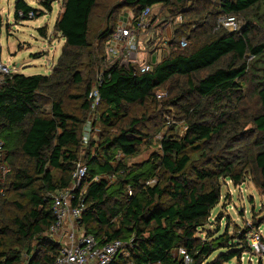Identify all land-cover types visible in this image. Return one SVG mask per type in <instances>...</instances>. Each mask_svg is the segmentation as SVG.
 Wrapping results in <instances>:
<instances>
[{
  "label": "trees",
  "instance_id": "trees-1",
  "mask_svg": "<svg viewBox=\"0 0 264 264\" xmlns=\"http://www.w3.org/2000/svg\"><path fill=\"white\" fill-rule=\"evenodd\" d=\"M53 1L41 0L40 5L51 11ZM62 1L53 28L64 43L50 73L13 70L0 84V135L10 167L0 202V264H52L59 245L45 235L55 219L50 194L68 186L78 161L86 165V179L103 176L84 194L79 227L99 245L115 238L127 244L125 253H117L110 264H225L233 257L241 264V254L250 251V227L237 228L233 235L207 231L203 237L202 232L212 223L221 185L242 182L247 151L258 170L256 185L264 191V32L261 38L250 37L248 19L252 13L264 24V0H216L213 23L190 24L187 34L186 8L181 5L188 0H121L122 9L132 10L134 17L145 6L159 4L163 17L181 15V21L172 27L168 55L143 73L105 65V44L116 24L99 31L96 73L102 71V76L96 111L102 109L103 129L97 139L92 134L86 147L81 144L82 128L96 74L81 94L68 93V87L83 82L81 54L90 45L89 22L97 0ZM30 12L35 18L45 13L25 0L15 1L16 19H30ZM222 14L243 16L246 24L239 32L214 29ZM203 27L210 33L197 45ZM38 31L44 34L42 27ZM181 36L187 39L185 47L179 45ZM209 68L205 76L190 79ZM174 77H186L185 87H180L185 90L162 104L183 114L186 129L181 135L164 134L160 152L128 165L126 158L138 153L147 135L135 117L118 125L127 116L125 106L155 100L154 91ZM245 79L253 85L260 106L249 121L250 129H244L247 120L242 121L238 111ZM64 96L80 99L84 113L65 110ZM46 102L48 112L43 109ZM13 207L18 213L8 218L7 210ZM217 250L221 251L205 263Z\"/></svg>",
  "mask_w": 264,
  "mask_h": 264
},
{
  "label": "rangeland",
  "instance_id": "rangeland-1",
  "mask_svg": "<svg viewBox=\"0 0 264 264\" xmlns=\"http://www.w3.org/2000/svg\"><path fill=\"white\" fill-rule=\"evenodd\" d=\"M16 0H0V46L1 58L4 64H9L10 69L25 75L44 74L50 73L52 66L55 64L56 59L60 53L61 46L64 41L60 34L54 31L53 24L58 15L62 12V0H54L51 2V11H47L40 5L41 0H25L36 9L43 10L45 13L37 18L33 15L32 18L27 20L16 19L14 17V4ZM121 0H97V3L92 11L89 22V42L90 45L83 50L81 54V63L79 72L83 77V82L77 87H68V93L81 94L84 90V85L89 79L93 82L96 72L99 70L97 56L99 53L98 41L96 39L99 31L116 24L120 19L124 20L128 14L133 13L130 9H122L120 5ZM216 0H188L181 6L186 8L184 20L188 21L184 30L186 34L190 31L191 27L200 26L205 23V26L211 25L216 18L217 6ZM180 6H174V12ZM113 9V10H112ZM156 8L154 12L159 11ZM113 11L111 17H108L110 11ZM167 13L163 10V15ZM214 14V15H213ZM241 18L242 24H246L243 16ZM252 23V30L250 37L258 39L263 37L264 24L256 15L249 14L248 18ZM204 26V27H205ZM44 29V34L38 31V28ZM202 28L203 33L197 36V45L206 40L208 31ZM241 31V29H240ZM190 34V33H189ZM192 40V39H191ZM194 40V39H193ZM167 50L164 47L165 53ZM33 55H39L35 58ZM250 61V58H248ZM16 64H19L16 66ZM211 68L204 69L191 75L190 79L196 81L197 79L205 76L210 72ZM186 77H174L170 80L163 89L165 96L159 100H148L144 103H135L125 106L126 117H121L118 120V125H124L130 118L135 117L141 120L140 127L147 135L142 145H140L138 153L132 157L126 158L128 165L141 163L148 159L153 152H160L159 142L164 134L178 135L182 134L184 130L185 118L182 113H177L174 107L163 106V102L167 101L170 97L180 94L185 89ZM168 88V89H166ZM242 100L238 106V111L242 113V121L247 124L244 129H250L251 117L259 110V101L254 90L253 85L245 79L243 81ZM48 101L47 97H44ZM47 99V100H46ZM64 108L68 112L76 115L84 113L81 107V100L70 97H63ZM43 109L48 112L50 105L46 102ZM102 109L96 111L95 115V128L97 133L103 129V125L99 119ZM169 113V114H168ZM87 115L88 113L85 112ZM174 116V123L170 125L166 123V117ZM107 128V127H106ZM110 132L115 131L109 129ZM97 136H95L96 138ZM98 138V137H97ZM96 138V139H97ZM219 140V139H216ZM249 146L245 145L244 149L248 150ZM253 151V150H252ZM248 152V151H247ZM246 152L245 161L242 164L244 170L243 180L240 184L234 185L231 181H226L221 185V199L218 205L211 210L212 223L204 227L202 236L207 231L215 233V235L228 232L233 235L237 228H243L245 225L250 227L248 237L254 232L258 233L262 238L261 242L264 245V191L257 185L258 170ZM27 163H29L27 161ZM114 182V180H112ZM16 210L11 208L7 210V217L13 218ZM201 234V233H199ZM16 247V246H15ZM221 250L213 252L206 260L209 263ZM176 255L179 254L177 250L174 251ZM241 264H264V251L257 254L253 251L244 252L241 254ZM238 260L233 257L225 264H237Z\"/></svg>",
  "mask_w": 264,
  "mask_h": 264
},
{
  "label": "built area",
  "instance_id": "built-area-1",
  "mask_svg": "<svg viewBox=\"0 0 264 264\" xmlns=\"http://www.w3.org/2000/svg\"><path fill=\"white\" fill-rule=\"evenodd\" d=\"M159 11L154 12L156 8ZM29 16L33 14L30 12ZM154 19V20H153ZM181 21V15L175 17H163L159 4L149 5L142 8L137 17L132 13L120 19L109 39L105 44V65H117L132 67L135 72H150L156 63L150 57L153 52L167 48L171 38L162 35V26L170 28ZM241 18L235 14H222L216 19L214 29H224L228 32H239L241 29ZM180 47L187 45L185 36L179 39ZM168 55V48H167ZM13 70L9 64H4L1 58L0 46V84L4 78ZM102 71L96 74L95 82L89 89L87 97L90 100L89 112L82 128L81 144L86 147L95 128V115L100 102L98 86L101 83ZM155 97L161 99L165 91L155 90ZM166 123L170 126L174 123V116L166 117ZM186 129L184 125V130ZM182 131V133L184 132ZM5 142L0 135V202L5 195V181L10 172L9 162L6 157ZM86 165L80 161L76 162L71 173V181L67 187L58 189L50 194L51 208L54 214V221L50 224L45 235L59 245L52 264H110L117 253H125L126 243L115 238L99 245L92 234L79 232V219L84 208V194L93 181H99L103 176H94L86 179ZM130 193V191H129ZM80 228V229H79ZM251 251L260 254L264 251V245L258 233L248 237ZM184 255V251L179 249ZM186 261L188 257L184 255Z\"/></svg>",
  "mask_w": 264,
  "mask_h": 264
},
{
  "label": "crops",
  "instance_id": "crops-1",
  "mask_svg": "<svg viewBox=\"0 0 264 264\" xmlns=\"http://www.w3.org/2000/svg\"><path fill=\"white\" fill-rule=\"evenodd\" d=\"M170 33H172V28L168 27V26H162V35L163 36H169ZM164 52V48L161 50H157L156 52H153L151 54V59L155 62L161 61L162 59H164L167 56V51L165 53ZM95 136H97V132H95ZM122 157V156H121ZM113 178L111 179V182ZM80 229V228H79ZM79 232H84L83 229H80Z\"/></svg>",
  "mask_w": 264,
  "mask_h": 264
},
{
  "label": "water",
  "instance_id": "water-1",
  "mask_svg": "<svg viewBox=\"0 0 264 264\" xmlns=\"http://www.w3.org/2000/svg\"><path fill=\"white\" fill-rule=\"evenodd\" d=\"M19 64H16V66H18Z\"/></svg>",
  "mask_w": 264,
  "mask_h": 264
}]
</instances>
